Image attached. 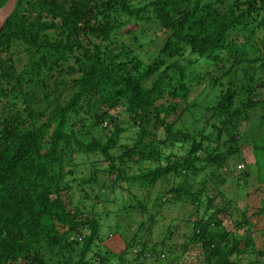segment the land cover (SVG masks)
I'll return each instance as SVG.
<instances>
[{
    "label": "trees",
    "instance_id": "1",
    "mask_svg": "<svg viewBox=\"0 0 264 264\" xmlns=\"http://www.w3.org/2000/svg\"><path fill=\"white\" fill-rule=\"evenodd\" d=\"M6 1L0 0V8ZM232 33H241L245 41L238 43ZM258 35L264 48V0H17L0 30V264H121L132 248L139 249L130 253L139 264L163 261L166 251L135 234L119 252L106 248L104 240L112 239L116 230L114 225L104 227L98 211L74 207L76 214H71L62 181L77 155H99L106 165L81 182L94 191L97 204L102 198L104 204L113 202L107 192L119 190L121 210L147 212L146 204L126 198V190L131 185L149 187L173 173L176 181L164 202L181 203V208L187 202L196 214L200 206L205 211L211 207L210 197L202 200L212 189L211 179L226 182L234 177L230 174L239 163L231 156L239 147L230 145L240 135V123L248 119L257 129L251 133L259 154L257 179L264 181V113L255 114L264 107V96L259 101L249 97L251 87L231 82L236 74L220 83L206 73L214 88H224L207 107L202 129H172L200 81L194 83L187 64L244 61ZM186 50L187 63L182 65L179 58ZM260 62L264 68V56ZM165 64L150 88L143 87ZM222 66L223 77L230 66ZM239 88L244 89L242 96ZM114 110L141 125L135 142L122 151L118 145L124 128ZM151 124L163 131L164 140L183 137L185 155L165 166L134 170L143 161H159L154 133L144 138ZM95 131L108 136L102 141ZM222 146L225 151H220ZM207 168H212L209 177L198 180L194 190L186 177ZM240 171L244 177L249 174ZM216 211L191 220V229L184 233L190 244L168 246L167 253L174 256L165 264H179L183 251L199 242L206 254L203 264H262L254 256H264V251H254L252 237L237 241L215 229L223 210ZM254 213L263 214L264 204ZM241 254H249L244 263Z\"/></svg>",
    "mask_w": 264,
    "mask_h": 264
},
{
    "label": "rangeland",
    "instance_id": "2",
    "mask_svg": "<svg viewBox=\"0 0 264 264\" xmlns=\"http://www.w3.org/2000/svg\"><path fill=\"white\" fill-rule=\"evenodd\" d=\"M231 38L237 40L238 43L245 41L241 33H238L237 35L232 33ZM260 38L261 37L258 35L252 42L253 46L251 47L249 45L247 47V56L244 61H240L232 65H228L227 62L225 64L218 62L217 66L214 64L210 66L201 62L194 65L187 64L188 74L194 80V83L196 81H200L194 88H191V92L188 97V105L190 106L179 116V120L172 128L174 132L180 131L185 133L186 131L191 132L193 130L202 129L201 124L209 115L206 113L207 107L213 102L216 92L221 88H224V85H221L219 88H214L212 84L209 83V80H207L204 76L206 73H213V77L220 78V83H225L227 79H230L229 74H236L237 76L235 75L233 81L231 80L235 86L237 85V87H239L242 85L241 87H247L248 90L249 87H251L249 97L254 98L256 101L263 98L264 68L260 66L262 65L260 59L264 56V48H262L259 44ZM21 54L24 55V53ZM187 55L188 50H186L183 57L179 58V62L182 65L187 63V61H185L188 57ZM175 59L178 60L176 57L174 60ZM23 61H18V64ZM169 63H171V61L168 62L167 65ZM222 65L230 66V72L226 73L227 75H224L223 77L220 75L221 71L224 70ZM165 66L166 64L158 69L155 74L148 76L142 83L143 87L146 89L150 88L158 72L165 69ZM252 79L254 80L252 81ZM239 90L238 94L242 96L241 91L244 89L239 88ZM237 105L238 101L236 100L233 102L232 106L236 107ZM255 111L256 116H260L264 113V107L259 106L255 109ZM112 114H118L120 115V118H122L121 123L124 131L122 135L119 136V141L122 145H118L121 147L122 151L125 147L130 146L135 142V139L141 131V125L137 120L133 121V119H130L131 117L128 118L126 116L125 118V116L119 113L118 110L112 111ZM118 120H120L119 117ZM209 121H211V119H209ZM251 123L253 122H250L248 119L246 121L243 120L240 123V135L236 137V142L230 145L232 147H235V145L239 147L235 156H231L239 163V165L234 168L230 174L234 176L232 177V180H228L226 182H213L211 179L208 186L212 189L208 196L203 195L202 199L205 201L207 197L211 198V207L210 209H206V211L204 207L200 206L195 214L192 206L186 201V205L183 207L184 209L180 207L181 203L171 204L166 201L164 202L168 196L166 191L172 187L173 181H176V176L174 177L173 173L167 174L165 178L156 180V182L149 187L143 186L140 188V186L131 185V187L126 190V198L132 200L138 199L134 201V204L137 202L146 204L147 212H139L138 210L132 211L129 209L125 211L123 209L121 210V200L124 198L119 195V190L107 192L114 200L113 202H110L108 205V202L104 204V200L102 198L97 204L96 200H94V191H91L90 187L87 186V183L81 184L82 179L95 172V168L98 169L99 172L105 170L104 168L106 165H103L101 162V157L99 155L93 156L94 154L86 155V157L85 155H77L75 157L74 162L76 164L75 166L70 167L72 172L66 173L65 178L62 181L65 182L62 184V197L69 203V210H72V215L76 214V210H73L74 207L92 214L95 210L103 216L104 227L109 224L114 225L116 230L114 234L115 236L113 235L110 240H104V243L106 244L105 247L112 251L119 252L123 248L124 244L127 241H130V237L135 234L139 239H145V242H148L149 245L157 246L159 250L166 251V253L164 252L166 256L162 259L164 262L161 261L165 264L174 256L173 253H167L168 246L172 247L175 244L181 245L185 243L190 244L191 241L188 237L184 236V233L191 229L193 222L191 220L195 218L198 213L208 216L212 212L217 213L216 210L219 209H222L223 211L221 213L218 212L220 220L218 223L219 225L215 224V229L223 232L228 239L236 237L237 241L250 236L255 244L254 251L256 249L264 251V213H254L258 207L264 204V181L257 179V175L260 174L258 173L259 171L257 172L256 167L258 164L259 154H256L254 151L253 142L255 141V138L251 137V133L257 132V129ZM146 129L151 132L150 134H145L144 138L146 140H148V138H152V133L155 135L153 138L158 144L159 161H143L139 165H133L134 170H137L138 167L140 169L153 167L156 164L165 166L169 162L182 158L185 155L187 143L183 137H172L169 140H164L165 135L159 127L157 128L151 124L148 125ZM95 136L103 141L108 136V132L95 131ZM225 136V133H222L220 138L224 140ZM213 138H215V133H213ZM225 150L226 147L222 146L220 151ZM118 151V147H115L112 150L115 157L119 154ZM92 162L97 164L93 165ZM231 162L234 163L233 160H231ZM240 167L241 169H239ZM243 168L245 171L249 172L246 177L242 175L243 173H240V170H243ZM210 170H212V168H207L205 172L204 170L197 171L196 174L189 175L186 179L188 180V183H194L195 190L197 188L195 183H197L198 180H202L205 176L209 177ZM97 174L100 175L99 173ZM107 180L110 181L111 177ZM247 217H250L251 220L246 222L245 219ZM185 219L190 220L189 223L185 224ZM143 223L146 227L143 226L142 230L138 231L140 225ZM147 228H149L150 234L147 233ZM81 239L82 238H79V241H81ZM138 250L139 249L132 248L128 255L125 256L126 261L121 264H139L130 256V253L135 255ZM246 250L250 251V247ZM203 252H205V250L201 247L200 242L198 244H193V246L183 251L179 258V264H203L205 258V253ZM176 254H179V252H176ZM254 258H258L262 261V264H264V256L255 254ZM239 259L242 263H244L249 259V254H241ZM89 260L91 261V259ZM152 261L153 262L148 261L145 264H156L154 259ZM161 262L159 264H161Z\"/></svg>",
    "mask_w": 264,
    "mask_h": 264
},
{
    "label": "water",
    "instance_id": "3",
    "mask_svg": "<svg viewBox=\"0 0 264 264\" xmlns=\"http://www.w3.org/2000/svg\"><path fill=\"white\" fill-rule=\"evenodd\" d=\"M16 1L17 0H7L6 3L0 8V30L2 28L5 19L11 13Z\"/></svg>",
    "mask_w": 264,
    "mask_h": 264
},
{
    "label": "built area",
    "instance_id": "4",
    "mask_svg": "<svg viewBox=\"0 0 264 264\" xmlns=\"http://www.w3.org/2000/svg\"><path fill=\"white\" fill-rule=\"evenodd\" d=\"M146 255H147L148 257H150V254H149V253H147ZM161 257H163V255H161Z\"/></svg>",
    "mask_w": 264,
    "mask_h": 264
}]
</instances>
